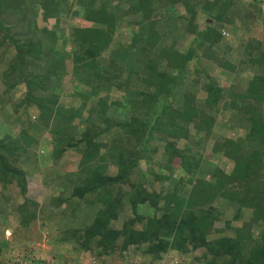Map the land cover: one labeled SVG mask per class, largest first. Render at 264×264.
<instances>
[{"label": "trees", "instance_id": "obj_1", "mask_svg": "<svg viewBox=\"0 0 264 264\" xmlns=\"http://www.w3.org/2000/svg\"><path fill=\"white\" fill-rule=\"evenodd\" d=\"M62 16L80 23L67 30ZM258 20L264 0H0V115L10 107L21 124L0 137V185L15 182L22 198L0 195V234L14 217L15 236L37 221L56 230L53 247L101 264L197 248L204 264H264V38L249 34ZM223 27L244 32L235 54ZM70 74L82 87L67 105ZM219 119L234 135L216 132ZM51 122L61 134H50L52 163L66 151L78 163L56 180L67 194L43 205L26 196L27 177ZM208 145L228 168L205 158Z\"/></svg>", "mask_w": 264, "mask_h": 264}, {"label": "rangeland", "instance_id": "obj_2", "mask_svg": "<svg viewBox=\"0 0 264 264\" xmlns=\"http://www.w3.org/2000/svg\"><path fill=\"white\" fill-rule=\"evenodd\" d=\"M177 9H182L181 7H177ZM168 14V13H167ZM176 15L179 17V13H176ZM176 17L174 16L173 18V22L174 19ZM177 24H178V28L179 30L182 29V25L181 22H178V20L176 19ZM51 22H54V19L51 20ZM61 25L63 28H66L67 30H69V26L75 24H79L80 21L77 20V18L73 19L70 18L68 16H62L61 21H60ZM176 23V22H175ZM203 26V23L200 25ZM183 28L185 29V26H183ZM222 31L224 32V41L229 44L231 46V52L235 54V51L240 42V39H242L241 36H243V31L239 30V33H235L233 31L227 30L226 28H221ZM184 31V30H182ZM186 33V32H185ZM119 34V33H118ZM125 34H128L127 31H123V37H126ZM249 34L252 36L257 37L258 39H262L264 38V25L261 21H256L254 23V25L250 28L249 30ZM190 36V34L188 35ZM118 38H121L120 36H118ZM127 38V37H126ZM184 42V41H183ZM234 49V50H233ZM67 50L70 51V47L67 46ZM108 53V51H107ZM71 60V59H70ZM0 69H1V65H0ZM211 75H215L218 76L219 72L217 70V67L212 66L209 71H208ZM245 74L242 73V75L240 76H244ZM74 84V86H73ZM82 86L80 84H78V81L76 79H74L71 74L66 76L65 78V87L64 89H62V94L59 97V103H64V104H73V102H75L76 100H78L76 98L75 94H71L72 91H76L79 92L80 88ZM24 89V87H21L19 89L18 94L20 93V90ZM2 90V86L0 85V91ZM20 95V94H19ZM113 95L115 96L116 93H113ZM8 110V114H1L0 115V137L3 136L5 133L9 132V133H16L21 129V124L15 122L12 116V112L10 110V107H7ZM36 116V110L33 108H30V119L34 120ZM221 118V116H220ZM29 119V118H28ZM52 123V128H46L44 130H42L39 136H37V140L38 142L36 143V150L34 149L35 153H36V157H37V161H38V167H31L30 166V174L27 177V192H26V196L29 199H35L38 200L39 203L43 204V205H48L50 203H48L50 200H52V198L55 197H61V196H65L67 194V192L65 193H61L62 191V185H64V177L61 178L63 179L62 183H56L57 181H60L59 176L60 175H64L74 169H76L77 167V153L75 151H66L60 159H58L59 161L56 164L52 163V156H51V152L54 150V148L56 147V145H54V142L52 141L53 138H55V136H52L50 138V134L52 133V131L54 132L53 135L58 136L57 134L61 135L60 129L59 127L54 125L53 122ZM221 119H219V122L217 123L219 126H216V132L221 133V134H225V135H234V133H232L231 131H229L228 129H226L225 126H221ZM30 126V125H29ZM81 130V129H79ZM211 143V142H210ZM211 145V144H210ZM210 145H208L205 151V158L211 160L212 162H216L217 164L221 165V166H225V167H229L230 164L229 162L220 156H215L210 152ZM52 164V165H51ZM143 168H144V163H141ZM114 168H111V173H113ZM145 171V169L143 170ZM110 172V171H109ZM43 174H48L51 175L55 180L51 183V184H46L45 181L42 180V175ZM153 186L152 189H155L157 191L160 190V185L157 182H152ZM15 182L12 184H9V190L2 189L1 185H0V195L2 196H7L10 197V199L15 200L17 203H20L22 201V198H19L18 192H17V188L15 186ZM3 192V193H2ZM5 194V195H3ZM15 195V197H14ZM14 198H11V197ZM82 204H80L79 206L81 208H85L86 210H88L89 215L92 214L90 216V218H92L93 216V212H91L90 206L87 205L85 200H81ZM72 203H74V201L72 200ZM53 207V206H51ZM93 209V207H92ZM143 211H145V209H142ZM142 210L140 211L141 213ZM55 211V210H53ZM127 215H121V217L114 221L112 223L113 226L115 227H119L122 223V221L124 220V218H126L129 214H130V210L128 209L126 211ZM12 221L10 224L11 228V232L13 230V227L16 225L17 221L14 217H11ZM46 221H48L50 224L54 223V220L52 219H46ZM19 228V226H18ZM56 228V227H55ZM56 230H53L51 233L48 230L47 227H43L42 229V236L43 237H47L48 239H51L52 234L54 235ZM136 248L135 247H130L128 249V255L130 257H134L136 255ZM71 253H76V251H73ZM90 254L89 252H85ZM203 253V248H197L194 249L192 251V255L191 254H186V255H180L178 254L176 251H170L167 252L163 255V257L158 261L159 263H153L151 261L147 262L144 261V264H204L201 262V255ZM13 254V253H12ZM77 255L80 254L79 252L76 253ZM82 254H84V252H82ZM138 254V253H137ZM85 255V254H84ZM82 255V256H84ZM91 255V254H90ZM196 258H199V261L196 260ZM136 260L141 262L139 260V256H136ZM120 261V260H116ZM135 261V259H134ZM177 261V263H175ZM121 262H118V264H120Z\"/></svg>", "mask_w": 264, "mask_h": 264}, {"label": "crops", "instance_id": "obj_3", "mask_svg": "<svg viewBox=\"0 0 264 264\" xmlns=\"http://www.w3.org/2000/svg\"><path fill=\"white\" fill-rule=\"evenodd\" d=\"M30 234L22 229V237L15 236L11 228L2 229L0 234V264H40L49 261L52 264H77L80 255L71 253L64 248L53 247L50 239L42 236V225L33 222ZM13 253V254H12ZM119 260V259H118ZM115 262V260H112Z\"/></svg>", "mask_w": 264, "mask_h": 264}, {"label": "clouds", "instance_id": "obj_4", "mask_svg": "<svg viewBox=\"0 0 264 264\" xmlns=\"http://www.w3.org/2000/svg\"><path fill=\"white\" fill-rule=\"evenodd\" d=\"M84 254H82V253L79 254L80 255V259L77 262V264H87L89 262L90 258H95L97 260V262L101 264L100 260H98L95 256L90 255V254L85 253V252H84ZM82 255H84V256H82ZM118 262H121L120 264H125L124 260H120V261H117V262L115 261L114 264H118ZM137 262H139V261H137ZM139 263L144 264L143 262H139ZM49 264H51V263H49ZM106 264H112V263L107 262Z\"/></svg>", "mask_w": 264, "mask_h": 264}, {"label": "built area", "instance_id": "obj_5", "mask_svg": "<svg viewBox=\"0 0 264 264\" xmlns=\"http://www.w3.org/2000/svg\"><path fill=\"white\" fill-rule=\"evenodd\" d=\"M175 263H177V261ZM87 264H100V263H98L95 258H90V260ZM129 264H141V263H139L137 261H134V262L130 261Z\"/></svg>", "mask_w": 264, "mask_h": 264}]
</instances>
